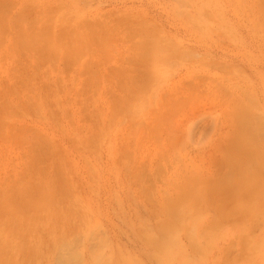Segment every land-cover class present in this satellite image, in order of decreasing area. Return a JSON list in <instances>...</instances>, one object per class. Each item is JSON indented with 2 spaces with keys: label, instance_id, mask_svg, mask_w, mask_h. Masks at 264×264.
Instances as JSON below:
<instances>
[{
  "label": "rangeland",
  "instance_id": "obj_1",
  "mask_svg": "<svg viewBox=\"0 0 264 264\" xmlns=\"http://www.w3.org/2000/svg\"><path fill=\"white\" fill-rule=\"evenodd\" d=\"M67 263L264 264V0H0V264Z\"/></svg>",
  "mask_w": 264,
  "mask_h": 264
},
{
  "label": "bare ground",
  "instance_id": "obj_2",
  "mask_svg": "<svg viewBox=\"0 0 264 264\" xmlns=\"http://www.w3.org/2000/svg\"><path fill=\"white\" fill-rule=\"evenodd\" d=\"M134 25H135V24H134ZM124 29H125V28H124ZM24 30H25V29H24ZM119 34H120V33H119ZM153 38H154V37H153ZM35 41H36V40H35ZM155 44H156V43H155ZM21 45H22V44H21ZM19 46H20V45H19ZM159 46H160V45H159ZM164 46H165V45H164ZM145 47H146V46H145ZM158 48H159V47H158ZM75 50H76V49H75ZM136 50H137V49H136ZM155 51H156V49H155ZM144 52H146V51H144ZM144 54H145V53H144ZM142 56H143V55H142ZM251 145H252V144H251ZM254 147H257V145L254 146ZM230 158H231V156H230ZM250 159H251V158H250ZM231 160H232V158H231ZM233 160H234V159H233ZM232 162H234V161H232ZM247 167H248V166H247ZM232 170L234 171V169H232ZM239 170H240V169H239ZM245 172H246V171H245ZM245 172H244V173H245ZM241 174H242V173H241ZM228 179H230V178L228 177ZM232 181H233V180H232ZM232 181H231V182H232ZM242 181H243V180H242ZM225 182H226V181H225ZM231 182H230V183H231ZM236 184H237V183H236ZM231 185H232V184H231ZM223 186H224V185H223ZM223 186H222V187H223ZM230 187H231V186H230ZM233 187H234V186H233ZM226 188H227V187H225V189H226ZM230 190H231V189H230ZM231 192H232V191H231ZM231 194H232V193H231ZM193 243H194V242H193ZM196 243H197V242H196ZM102 248H103V247H102ZM67 264H68V263H67Z\"/></svg>",
  "mask_w": 264,
  "mask_h": 264
}]
</instances>
